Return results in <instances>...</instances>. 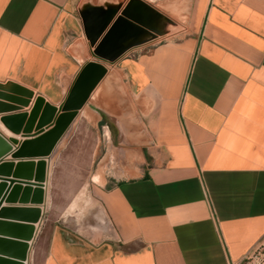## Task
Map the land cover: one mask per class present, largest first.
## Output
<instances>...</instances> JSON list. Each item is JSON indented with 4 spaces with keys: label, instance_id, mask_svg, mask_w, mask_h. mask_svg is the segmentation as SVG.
Returning a JSON list of instances; mask_svg holds the SVG:
<instances>
[{
    "label": "crops",
    "instance_id": "1",
    "mask_svg": "<svg viewBox=\"0 0 264 264\" xmlns=\"http://www.w3.org/2000/svg\"><path fill=\"white\" fill-rule=\"evenodd\" d=\"M86 6L92 30L106 15L88 0H0V135L18 142L0 166L48 133L49 117L39 128L29 114L38 97L59 107L80 73L67 42L83 34ZM120 65L149 119L143 167L99 190L109 239L94 243L41 218L30 264H242L264 240V0H193L184 38ZM15 173L0 172V240L23 239L11 225L30 220L7 210L41 206L29 204L33 193L20 203L23 186L8 203Z\"/></svg>",
    "mask_w": 264,
    "mask_h": 264
},
{
    "label": "rangeland",
    "instance_id": "2",
    "mask_svg": "<svg viewBox=\"0 0 264 264\" xmlns=\"http://www.w3.org/2000/svg\"><path fill=\"white\" fill-rule=\"evenodd\" d=\"M192 1L88 0L105 9L106 15L92 30H89L92 6L82 8L85 30L78 38L68 40L67 50L81 62L87 76L72 94L71 90L68 91L64 112L56 107L55 118L47 125L48 132L52 131L56 118L60 116L62 125H58L54 135L57 141L50 142L46 151L49 176L47 201L44 198V214L41 216L44 221L65 226L94 243L110 238L111 227L99 200V190L101 186L109 187L138 175L147 155L149 139V119L143 114L145 110L140 99L128 88L120 70L121 59L152 45L184 38L188 33ZM111 8L116 13L108 22L106 17H109ZM54 115L50 110L49 120ZM37 120L39 124V117ZM17 144L11 143V146ZM18 162H3L0 169L6 163L17 167ZM95 174L100 176L98 183L91 180ZM7 180H1L8 184L7 189L16 184L15 180ZM1 192L3 195L4 191ZM77 196L85 199L78 200L77 207L70 213L72 216H69L68 207ZM9 241L24 242L20 238ZM11 248L12 257L0 255V260H15L19 249L14 251L15 248ZM30 250L29 247L27 264L31 261Z\"/></svg>",
    "mask_w": 264,
    "mask_h": 264
},
{
    "label": "bare ground",
    "instance_id": "3",
    "mask_svg": "<svg viewBox=\"0 0 264 264\" xmlns=\"http://www.w3.org/2000/svg\"><path fill=\"white\" fill-rule=\"evenodd\" d=\"M77 80V79H76ZM75 80V81H76ZM75 84H77V81L76 82H74L73 83V85H71V87L69 88V90L68 91H70L74 86H75ZM67 94H68V92H67ZM66 94V95H67ZM94 94H92L91 95V98H93L94 96H93ZM48 106H50L49 107V109H51V105L50 104H48V103H45V101H44V99H42V98H40V97H38L36 100H35V102H34V105H33V107H32V110H31V112H30V114H29V120L31 121V122H33L32 124H34V122L38 119V117H39V124H38V127L40 126V124H41V119H42V117H46V116H48L49 117V111L47 110L46 111V108L48 107ZM53 109H54V111H53V115H54V113H55V115H56V112H57V108L56 107H53ZM40 111H42V113H40ZM58 111H60V112H62L63 110H59L58 109ZM64 112V111H63ZM62 112V113H63ZM24 114V113H23ZM27 114V113H26ZM20 115V114H19ZM55 115L52 117L53 119L52 120H49V122L46 124V125H49V124H52V122H53V120H54V118H55ZM113 115V114H112ZM116 115V114H115ZM6 116V115H5ZM58 117H60V116H58ZM56 118V123H55V126L52 128V131H50L49 133H48V135H47V139H50V137H52V135H53V132H55V131H57L58 130V125H62L61 123H60V118ZM3 123V125L5 126V124H4V122H2ZM43 127H44V125H43ZM39 128H42L41 126L39 127ZM30 129H32V127H30ZM38 129V128H37ZM40 130V129H39ZM42 132V131H41ZM36 139V138H35ZM136 139V138H135ZM126 140V139H125ZM130 140H131V138H130ZM134 140V139H133ZM132 140V141H133ZM14 141V140H13ZM128 142V141H127ZM17 142H13V144H16ZM11 144V143H10ZM124 148V147H123ZM21 150H22V153H24L25 155H28V156H33V157H31V158H38V157H36L37 155H39V154H41L44 150H45V148H43L42 150H39V151H34V150H31V149H24V146L21 144ZM125 151V150H124ZM126 152V151H125ZM17 155V154H16ZM125 155V154H124ZM120 156V155H119ZM31 158H27V159H23V160H26V161H23L24 163H26V164H20V165H18L17 164V167H16V173H15V177H14V179H18L19 180V186L18 187H15L14 188V190L12 191V193H11V195H10V197H9V199H8V203H10L11 201H12V199L14 200L17 196H18V194H19V191H20V187L21 186H23L24 187V190H23V194H22V198H21V202H27L28 203V201H29V198H31L30 197V194L31 193H33V191L35 190V186H32V184H35L36 182H38L39 181V179H41V178H43L41 181V185L43 186L42 187V189H41V191L43 192V203L42 204H44V201H45V185H46V182H47V175H48V167H47V163H46V165H44V167H43V165H41V164H39L38 163V160L39 159H35V160H33V159H31ZM120 158V157H119ZM46 160V159H45ZM28 162H32L30 165H28ZM13 163V162H12ZM15 164V163H14ZM14 166V165H13ZM11 168H12V164H7V165H3L2 167H1V169H0V172L1 173H9V171L11 170ZM25 169H27V170H25ZM25 170V171H24ZM27 171H28V173H27ZM22 172V173H21ZM92 182L93 183H95V182H99L100 181V176L98 175V174H95V175H93V177H92ZM12 181V180H11ZM32 186V187H31ZM0 188H2V190H3V186H1ZM29 190V191H28ZM38 190V189H37ZM40 190L39 191H36V194L34 195L35 196V198H40V192H41ZM2 193V192H1ZM38 193V194H37ZM79 196H80V194H79ZM81 197V196H80ZM79 197L77 196V198L75 199V200H73V202L69 205V207H68V210H67V215H69V216H72L70 213L74 210V208L75 207H77V202H78V200L80 201H84V199L85 198H83V199H78ZM32 200H34V198H32ZM32 200H31V202H32ZM80 201V202H81ZM13 202V201H12ZM85 202H86V200H85ZM21 204H24V203H21ZM26 204V203H25ZM29 204H31V203H29ZM79 205V204H78ZM38 207V206H37ZM41 207V206H40ZM79 207V206H78ZM40 210H41V216H42V214H43V209H41L40 208ZM77 210V209H76ZM79 214V213H78ZM75 215V214H74ZM78 218V217H77ZM40 219H41V217L39 218V220L37 221V222H35V223H33L32 224V226L35 224H38V222L40 221ZM21 223H24V222H22L21 221ZM23 225V224H22ZM33 228H34V226H33ZM34 233H35V228H34ZM33 237H34V234H33ZM33 239V238H32ZM30 242V241H29Z\"/></svg>",
    "mask_w": 264,
    "mask_h": 264
},
{
    "label": "water",
    "instance_id": "4",
    "mask_svg": "<svg viewBox=\"0 0 264 264\" xmlns=\"http://www.w3.org/2000/svg\"><path fill=\"white\" fill-rule=\"evenodd\" d=\"M87 76V73L84 69H81L80 73L78 74L77 76V84H75V86L71 89V94L74 92V90H76V88L78 87V85H80V82L82 80V78H86ZM75 81V82H76ZM70 93V92H69ZM66 100H68V97L64 99V101L62 102V104H60L59 106V110H63L64 109V103L66 102ZM54 111L53 108L49 109V111ZM49 133V132H48ZM47 134H45L43 136V138L41 139L43 142L40 143V141H36V142H32V143H22V145L24 146V149H31V150H34V151H39V150H42L43 148H45V150L37 155L36 157H38V163L43 165H46L45 163V159H47L48 157V153L46 151L49 150L50 148V142H56L57 139H55L54 135H55V132H53V135L52 137H50V139H47ZM40 140V139H39ZM15 141V140H14ZM31 145H32V148H31ZM21 147V146H20ZM18 147L17 148V155L14 156V158H20L18 161V165L20 164H26L24 163L23 161H26V160H23L25 158H31L33 156H28V155H24L22 154V150L21 148ZM12 146L10 144V141L4 139L1 135H0V160L5 156L7 155L12 149ZM2 161V160H1ZM9 163V162H7ZM4 164V165H7ZM32 162H28V165H30ZM27 170V169H25ZM24 170V171H25ZM22 173V172H21ZM28 173V171H27ZM43 178L39 179L38 182H36L35 184H32V186H35V190L33 191V197L34 200H32L31 204L32 205H42L43 203V192L41 191L42 189V185H41V180ZM10 184H12V182H10ZM12 186V185H11ZM31 186V187H32ZM11 189V187L9 188ZM38 189V190H37ZM41 191L40 192V198H35V194H36V191ZM2 191V188H0V193ZM29 191V190H28ZM38 194V193H37ZM12 202V201H11ZM20 203H27V202H21ZM4 213V211H2ZM8 213H11V215H16L17 217H21V218H27V219H30L28 222H24V223H29L31 225H22V224H14V225H11L12 228H14L13 230L16 232V230H25V233L23 234L24 235V238L22 239V241H24L23 243H20V242H13V241H9V240H0V245L2 246V251H5L3 246L4 245H11L13 246V248H15L14 251H16V248L19 249V253L17 254L18 256H15V260H0V264H24V262L26 261V257H27V252H28V249H29V245L27 244L29 241L32 240L33 238V234H34V228L32 226L33 223L37 222L39 220V218L41 217V210L38 209V208H35V209H16V210H7ZM2 226H5V224H1ZM18 240V239H17ZM9 257H12V256H9Z\"/></svg>",
    "mask_w": 264,
    "mask_h": 264
},
{
    "label": "built area",
    "instance_id": "5",
    "mask_svg": "<svg viewBox=\"0 0 264 264\" xmlns=\"http://www.w3.org/2000/svg\"><path fill=\"white\" fill-rule=\"evenodd\" d=\"M242 264H264V240L244 258Z\"/></svg>",
    "mask_w": 264,
    "mask_h": 264
}]
</instances>
